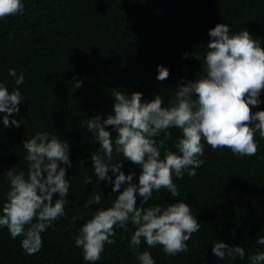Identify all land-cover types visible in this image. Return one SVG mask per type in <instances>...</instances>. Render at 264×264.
Returning a JSON list of instances; mask_svg holds the SVG:
<instances>
[{
    "label": "trees",
    "instance_id": "obj_1",
    "mask_svg": "<svg viewBox=\"0 0 264 264\" xmlns=\"http://www.w3.org/2000/svg\"><path fill=\"white\" fill-rule=\"evenodd\" d=\"M220 21L230 32L247 28L264 48V0H24L22 13L0 18V81L9 90L20 88L23 102L14 115L25 121L18 127H0V200L8 187L4 170L16 166L26 172L21 140L36 131L67 140L72 162L66 169L65 215L45 228L40 250L32 254L21 248L20 235L12 238L6 227H0V264H88L74 245L77 228L96 207L109 206L116 193L110 183L97 185L95 177L83 183L85 175H94L85 157L99 150L85 128V116L98 113L103 118L110 113L114 88L140 91L142 100L159 92L167 104L180 77L190 79L203 70L207 29ZM185 51L190 54L182 57ZM192 52L200 53L201 59ZM157 64L167 67L166 78L156 79ZM9 67L24 73L22 84H14ZM75 79L81 80L78 87L73 86ZM260 99L262 103L250 106V111L264 109V88ZM169 132L165 144L171 149L180 131L173 127ZM158 138H163V131ZM254 139L253 155H235L227 147L213 149L202 141L203 164L196 174L173 176L179 194L170 197L163 187L153 190L144 206L185 198L201 223L186 241V254L170 256L159 244L150 247L154 264H250L252 245L264 234V138L256 134ZM113 156L123 159L115 152ZM120 167L139 172L128 160ZM95 186L103 195L101 204L84 207L90 192L98 190ZM77 213L82 218L74 222L71 217ZM113 227V243L105 244L101 260L93 264H138L128 245L132 226ZM217 239L243 245L245 257L217 258L210 251ZM146 247L142 238L136 251Z\"/></svg>",
    "mask_w": 264,
    "mask_h": 264
},
{
    "label": "clouds",
    "instance_id": "obj_2",
    "mask_svg": "<svg viewBox=\"0 0 264 264\" xmlns=\"http://www.w3.org/2000/svg\"><path fill=\"white\" fill-rule=\"evenodd\" d=\"M24 0H0V18L8 14L22 13ZM12 34L9 33V36ZM208 41L202 56L203 70L190 79L180 77L173 96L167 104L159 92L150 99H141L140 91L114 88L110 93L111 112L85 116L84 125L99 144V150L88 157L94 175H85L83 183L93 181L98 185L110 183L114 199L107 207H96L89 218L84 219L74 236V245L81 250L82 259L88 264L101 260L105 244L113 243L114 227L132 226L128 240L130 251L138 264H154L149 248L159 244L170 256L188 252L186 241L197 231L201 223L184 199H175L144 206L153 190L167 189L170 197L179 194L173 176H193L203 164L201 158L204 143L211 148L227 147L235 155H253L257 152L254 135L264 138V109L250 111V106L262 103L260 94L264 88V48L261 40L247 28L229 31V25L216 22L207 29ZM190 53H181L182 57ZM196 59L201 54L192 52ZM14 77V84L24 82V73L15 68L7 69ZM168 76L166 66L156 65V79ZM81 80L75 79L78 87ZM23 102L19 87L9 90L0 81V127H18L25 123L17 119ZM110 125L111 128L105 126ZM178 128L173 148L165 141L171 137L170 128ZM163 131V138L160 133ZM114 134V135H113ZM203 141V142H202ZM26 172L16 166L7 167L4 176L8 181L4 199L0 200V227H6L12 238L21 236L20 246L27 254L40 250L41 233L55 220L65 215L66 194L69 181L66 169L72 166L69 159V143L55 133L36 131L22 139ZM163 147V152L161 148ZM113 152L123 159H114ZM128 160L139 167V172L121 169ZM133 176L136 177L133 180ZM90 192L84 207L100 205L102 193L98 187ZM53 193L56 194L53 199ZM137 198L139 202L137 203ZM81 214L71 217L75 222ZM148 246L137 252L141 239ZM255 251L247 256L250 264H264V234L256 237ZM210 251L223 260L245 257L241 244L226 243L217 239Z\"/></svg>",
    "mask_w": 264,
    "mask_h": 264
}]
</instances>
